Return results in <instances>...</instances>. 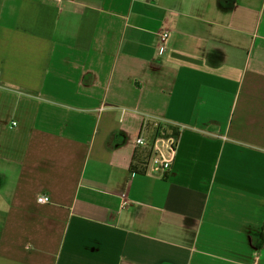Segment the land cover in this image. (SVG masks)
Returning <instances> with one entry per match:
<instances>
[{
    "label": "crops",
    "instance_id": "obj_1",
    "mask_svg": "<svg viewBox=\"0 0 264 264\" xmlns=\"http://www.w3.org/2000/svg\"><path fill=\"white\" fill-rule=\"evenodd\" d=\"M0 264H264V0H0Z\"/></svg>",
    "mask_w": 264,
    "mask_h": 264
},
{
    "label": "built area",
    "instance_id": "obj_2",
    "mask_svg": "<svg viewBox=\"0 0 264 264\" xmlns=\"http://www.w3.org/2000/svg\"><path fill=\"white\" fill-rule=\"evenodd\" d=\"M55 3H62L67 0H52ZM171 31L168 28H163L160 33V48L162 51L167 49V44L170 39ZM160 124L158 128L160 129ZM136 144L140 147H146L148 143L144 138H139ZM178 142L175 137L156 136L150 146V157L147 166V175L164 177L171 169L177 155ZM123 205L126 206V195L122 196ZM39 204H49L50 198L46 195L39 194L36 198Z\"/></svg>",
    "mask_w": 264,
    "mask_h": 264
}]
</instances>
